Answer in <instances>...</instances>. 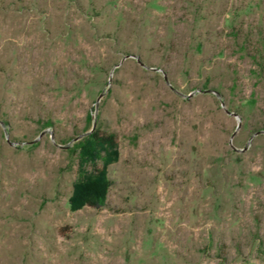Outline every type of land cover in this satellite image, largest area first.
<instances>
[{
  "label": "rangeland",
  "instance_id": "1",
  "mask_svg": "<svg viewBox=\"0 0 264 264\" xmlns=\"http://www.w3.org/2000/svg\"><path fill=\"white\" fill-rule=\"evenodd\" d=\"M0 264H264V0H0Z\"/></svg>",
  "mask_w": 264,
  "mask_h": 264
},
{
  "label": "trees",
  "instance_id": "2",
  "mask_svg": "<svg viewBox=\"0 0 264 264\" xmlns=\"http://www.w3.org/2000/svg\"><path fill=\"white\" fill-rule=\"evenodd\" d=\"M91 120V119H90ZM80 158L82 163H97L103 160L104 166L93 176H88L79 181L72 197L74 209L89 206L95 209H102L105 206L107 188V166L112 162L109 150H118V139L116 135L102 131L100 127H95L91 133L79 143ZM107 151L105 156L102 155Z\"/></svg>",
  "mask_w": 264,
  "mask_h": 264
}]
</instances>
